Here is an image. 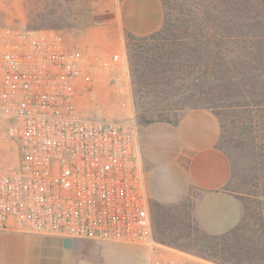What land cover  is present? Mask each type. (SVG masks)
<instances>
[{
    "label": "built area",
    "instance_id": "obj_1",
    "mask_svg": "<svg viewBox=\"0 0 264 264\" xmlns=\"http://www.w3.org/2000/svg\"><path fill=\"white\" fill-rule=\"evenodd\" d=\"M93 63L52 34L0 29V129L18 156L0 168V231L135 244L151 264H185L157 250L135 118L77 108Z\"/></svg>",
    "mask_w": 264,
    "mask_h": 264
},
{
    "label": "rangeland",
    "instance_id": "obj_2",
    "mask_svg": "<svg viewBox=\"0 0 264 264\" xmlns=\"http://www.w3.org/2000/svg\"><path fill=\"white\" fill-rule=\"evenodd\" d=\"M160 2L163 17L159 27L146 35L123 31L116 53L107 50V45L97 49L85 44L82 33L91 22L92 10L98 3L105 5V0H0V29L52 34L66 51L86 61L92 60L93 83L89 93L78 98L77 108L82 115L93 118L128 119L133 116L139 126L142 146L146 142L147 132L143 131L142 135V130L149 124L147 121L175 124L189 109L219 110L216 106L218 94L207 91L226 74V66L234 73L241 69L236 66L243 61L237 53L241 42H219L209 38L206 30H217L222 21L232 24L243 21L245 13L253 10L259 0ZM90 35L88 41L96 43L92 38L95 34ZM123 50L126 66L122 62ZM115 55H119L117 60H113ZM229 114H226L228 119L220 117L221 120L217 115L221 130L216 143L230 162L231 177L227 189L234 195L249 188L253 191L257 181L264 190V164L258 157L259 152L264 154V131L255 133V130H248V126L241 128L239 116ZM232 119L236 120L235 126L230 122ZM241 120H244L243 115ZM142 158L146 174L143 152ZM17 160L15 147L0 129V168L14 167ZM261 200L264 203V199ZM192 204L191 197L175 204L159 203L149 197L155 239L187 254L199 264H219L212 260H219L230 250L221 248L220 239L207 236L217 234L201 229L193 217ZM241 205L242 218V201ZM255 227L257 229V225ZM125 250L117 255L119 259L127 264L139 260L132 251Z\"/></svg>",
    "mask_w": 264,
    "mask_h": 264
},
{
    "label": "crops",
    "instance_id": "obj_3",
    "mask_svg": "<svg viewBox=\"0 0 264 264\" xmlns=\"http://www.w3.org/2000/svg\"><path fill=\"white\" fill-rule=\"evenodd\" d=\"M162 17L160 0H105V5L95 6L90 14L91 22L82 30L85 44L97 49L107 47L116 53L123 31L133 35L149 34L159 27ZM90 34H95L92 38L96 43L88 41ZM143 131L147 132L141 151L146 165L148 197L164 204L179 203L191 197L193 217L209 234L224 233L239 223L241 201L227 189L230 162L216 146L220 124L210 110L189 109L175 124L156 121L147 124L142 135ZM136 246L0 231V264H127L117 256L125 249L139 258L132 264H151L147 249ZM157 250L166 258L199 264L178 249L164 245Z\"/></svg>",
    "mask_w": 264,
    "mask_h": 264
},
{
    "label": "trees",
    "instance_id": "obj_4",
    "mask_svg": "<svg viewBox=\"0 0 264 264\" xmlns=\"http://www.w3.org/2000/svg\"><path fill=\"white\" fill-rule=\"evenodd\" d=\"M244 18L243 21L238 20L234 24L222 21L217 30H206L209 38L219 42L240 41L239 51H237L238 58L243 61L246 58L245 66H243V61L236 65L241 67L240 70L234 73L226 66L224 69L226 74L219 77L215 82L217 84L209 89L206 88L209 90L207 92L218 94L216 99L219 102L216 106L219 110L211 111L216 117L218 115L219 118L228 119L229 112L232 115L237 114L239 126L241 125V128L248 126V130H255L256 133V131H264V0H259L258 5L253 10H248ZM235 32L237 33L233 34ZM220 58L223 59V57ZM226 114L229 115L226 116ZM241 115L244 120H241ZM140 122H143L142 118ZM151 122L153 121H147V123ZM230 122L235 126V119ZM258 157H260L259 162L264 164V159L261 158L264 154L259 152ZM254 185L255 190L253 191L249 188L235 192L242 201L244 210L239 223L224 233L207 235L211 239H220L223 250H230L228 254L224 252L226 254H223L219 260L211 259L213 262L264 264V203L261 200V198L264 199V190L260 189L259 182L256 181ZM252 219H254L253 224Z\"/></svg>",
    "mask_w": 264,
    "mask_h": 264
}]
</instances>
